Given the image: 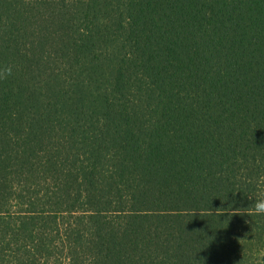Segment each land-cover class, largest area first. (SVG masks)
<instances>
[{"label": "trees", "instance_id": "1", "mask_svg": "<svg viewBox=\"0 0 264 264\" xmlns=\"http://www.w3.org/2000/svg\"><path fill=\"white\" fill-rule=\"evenodd\" d=\"M264 0H0V264H264Z\"/></svg>", "mask_w": 264, "mask_h": 264}, {"label": "clouds", "instance_id": "2", "mask_svg": "<svg viewBox=\"0 0 264 264\" xmlns=\"http://www.w3.org/2000/svg\"><path fill=\"white\" fill-rule=\"evenodd\" d=\"M254 210L257 215H264V198L255 200Z\"/></svg>", "mask_w": 264, "mask_h": 264}]
</instances>
